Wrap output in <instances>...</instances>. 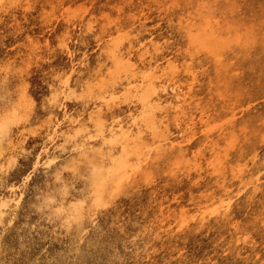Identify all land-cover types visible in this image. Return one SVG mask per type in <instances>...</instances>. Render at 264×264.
Instances as JSON below:
<instances>
[{"label":"rangeland","instance_id":"374dc122","mask_svg":"<svg viewBox=\"0 0 264 264\" xmlns=\"http://www.w3.org/2000/svg\"><path fill=\"white\" fill-rule=\"evenodd\" d=\"M12 112L0 264H264V0H0Z\"/></svg>","mask_w":264,"mask_h":264},{"label":"bare ground","instance_id":"6f19581e","mask_svg":"<svg viewBox=\"0 0 264 264\" xmlns=\"http://www.w3.org/2000/svg\"><path fill=\"white\" fill-rule=\"evenodd\" d=\"M16 121H17L16 115L13 112L10 113L9 116L4 118L3 120L0 119V159L2 157H7V155L5 154V147L7 146L9 134H10L11 130L14 128ZM262 127L263 126L261 124H258V126H256L257 129L255 131L251 130L252 135H251V137H249V139H253V141H259L260 140L259 142H261V140L263 141L264 131H263ZM28 128H29V124H27L24 128L26 135L29 134V131H27ZM25 139H27V138H25ZM27 141L29 143V139H27ZM32 152H33V150L31 148H28V145H26L25 151L16 148L14 150V153H15L14 156H16V155L22 156L21 154H23V153H27L26 156H28V154L32 153ZM4 169H5V166L2 165V161H0V174L4 171ZM48 187H49V184L44 182L42 190H39V202H40L41 197H42V202L40 203L42 208L52 210V208L55 207L56 199L54 196L47 194ZM53 187L58 189L56 184H53ZM30 206H31V203L28 204V208ZM49 208H51V209H49Z\"/></svg>","mask_w":264,"mask_h":264},{"label":"snow or ice","instance_id":"6c2138e0","mask_svg":"<svg viewBox=\"0 0 264 264\" xmlns=\"http://www.w3.org/2000/svg\"><path fill=\"white\" fill-rule=\"evenodd\" d=\"M61 47H63V45H61Z\"/></svg>","mask_w":264,"mask_h":264}]
</instances>
